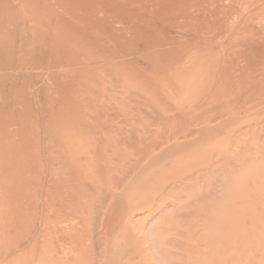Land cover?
I'll return each instance as SVG.
<instances>
[{
  "label": "bare ground",
  "instance_id": "6f19581e",
  "mask_svg": "<svg viewBox=\"0 0 264 264\" xmlns=\"http://www.w3.org/2000/svg\"><path fill=\"white\" fill-rule=\"evenodd\" d=\"M0 264H264V0H0Z\"/></svg>",
  "mask_w": 264,
  "mask_h": 264
}]
</instances>
